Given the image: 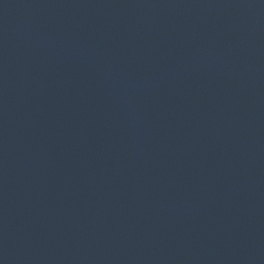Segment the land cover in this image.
<instances>
[{
    "label": "water",
    "instance_id": "obj_1",
    "mask_svg": "<svg viewBox=\"0 0 264 264\" xmlns=\"http://www.w3.org/2000/svg\"><path fill=\"white\" fill-rule=\"evenodd\" d=\"M0 175L117 264H264V0H0Z\"/></svg>",
    "mask_w": 264,
    "mask_h": 264
}]
</instances>
